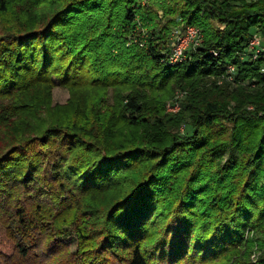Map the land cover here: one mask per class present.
Wrapping results in <instances>:
<instances>
[{"label":"trees","instance_id":"1","mask_svg":"<svg viewBox=\"0 0 264 264\" xmlns=\"http://www.w3.org/2000/svg\"><path fill=\"white\" fill-rule=\"evenodd\" d=\"M106 1L62 0L44 24L1 31L0 219L13 250L10 255L0 250V264H264V244L253 262L254 243L245 240L248 227L264 237V88L257 94L239 89L232 110L222 88L193 89L183 110L165 118L159 115L162 102L174 95L154 103L146 92L198 73L225 75L229 65L236 67L234 80L241 72L264 82V59L243 56L256 32L264 38V0H167L162 7L174 14L169 23L183 17L182 25H195L203 35L177 65L165 59L169 39L162 46L155 33L126 39L136 30L138 14L148 27L156 16L143 0H121L119 27H112L110 7L107 35L73 49L67 35L72 21L91 17ZM8 10V0H0V12ZM106 38L119 56L102 53ZM59 42L66 48H58ZM129 58L130 70L146 67L139 81L128 69H111L116 60ZM91 63L103 68V75L96 77ZM27 72L34 77L27 78ZM54 75L79 94L127 83L136 89L123 106L106 107L104 114L101 94L92 89L97 109H85L79 101L62 122L48 101ZM184 118L195 131L181 139L169 129ZM122 123L150 130L111 143ZM227 152L213 186L202 183L210 177L207 169ZM194 153H200L196 167L184 181L177 179ZM72 227L79 242L75 253L63 239Z\"/></svg>","mask_w":264,"mask_h":264},{"label":"rangeland","instance_id":"2","mask_svg":"<svg viewBox=\"0 0 264 264\" xmlns=\"http://www.w3.org/2000/svg\"><path fill=\"white\" fill-rule=\"evenodd\" d=\"M62 0H8V12L2 13L0 12V35L1 31L5 29H19L21 27L31 26V25H42L44 24L49 16L53 13L55 7L57 6L58 2ZM108 1V0H107ZM105 2L101 10L95 11L91 17H88L87 14H84L81 16V18L76 19V21H72L70 28V32L67 34L72 39V48L78 49L83 45V43L87 42L88 40L95 39L93 43L100 42L97 37L98 35H103L105 32L107 35L108 30L107 28V14L109 12L110 7H112V27H119L121 26V18H122V5L121 0H117L118 2H113V6H109L108 2ZM120 1V3H119ZM167 0H143L142 3L144 4H150L152 9L156 12V16L154 17V20L152 22V25L149 24V27L144 25V19L140 14H138V20L139 23L136 24V30L135 32H127L126 39L130 41V39L136 38L137 36L147 37L151 35L152 33H155L157 36V44L162 46L163 42L166 39H169L171 37L172 31L174 28L181 26L183 23H187L183 17H180L177 23H169V19L174 15L167 14L162 5ZM204 12V10H203ZM203 12H201V15H203ZM203 18V17H202ZM92 19V20H91ZM204 21L206 20L203 18ZM91 20V23L89 22ZM203 24V23H202ZM111 28V27H110ZM62 28H59L61 32ZM117 28H115L116 30ZM114 31V30H113ZM112 31V32H113ZM135 33V37L134 34ZM101 37V36H100ZM106 39L102 40L103 45L106 49H101L102 53H106L107 50L110 55L112 56H119L118 49L110 48L111 44L106 41ZM132 41V40H131ZM204 43H205V35H204ZM56 46L58 48H66V46L63 47V43L59 42ZM204 45V44H203ZM44 48H34L32 49V52H37L40 50H43ZM54 51V50H53ZM142 51L148 53L147 51ZM141 51V52H142ZM55 55L57 56V51H54ZM138 55H140V52H137ZM149 54V53H148ZM108 56V54H107ZM133 55L130 54V57ZM41 57V56H40ZM102 60V59H101ZM130 58L126 59V61L116 60L115 64L112 65V70L117 69L115 71H126L127 69L130 71L133 81H139L141 78V74L146 69L144 68H137L135 70H130L129 67H131ZM94 61V60H93ZM92 61V62H93ZM99 62V61H97ZM60 61H56L57 67L60 65ZM94 63V62H93ZM101 65H104V60L101 63ZM127 65V66H126ZM96 66V77L99 75H103L104 69L99 67V70H97L98 65L92 64L90 65V69H94ZM56 67V68H57ZM58 69V68H57ZM225 71H218V72H211L208 74H196L191 77L185 78L182 82H178L176 79L171 80L167 85H165L162 90L159 92H155L150 94V88L146 87V92L148 94L149 99H152L154 103H156L157 100H160V98L164 97L165 95H174L170 100H164L162 102V112L159 113L162 117L167 116H174L180 113V111L184 108L185 99L187 96L192 92V90H200V91H211L214 90L218 86L222 88V90L225 92L226 95H228V108L232 110L236 106V98L233 97L234 94L237 93L239 89H243L247 93L251 94H257L264 88V82L260 80V78L256 75L248 74L246 76H241L238 74V77L236 80H229L226 78V74L223 75ZM25 74V73H24ZM34 74L31 72L26 73L27 78H33ZM52 86L50 90L47 92L50 96L49 104L50 108H52L55 113H53L54 118L60 119L62 122H67L66 119H70L72 112L75 110V106L79 104V101H82L83 104H85L87 107H94L96 108L95 104H92V100L90 96L92 95L93 90L96 92V94L100 95V110L101 113H105L103 110L106 107H114L117 108L120 104L123 106L126 103V98L129 94H131L134 89L133 83H127V84H120V85H111L108 88H106V92L102 93L99 89H90L89 90H82V92L79 94L77 92H74L71 90L70 87L63 85L60 83V80L57 76L51 77ZM33 94L35 92V89L32 90ZM212 92V91H211ZM153 95H157V98H154ZM93 96V95H92ZM147 97V96H146ZM147 97V98H148ZM124 99V100H123ZM178 100L177 105L178 107H173L172 104ZM87 102V103H86ZM91 103V104H90ZM171 104L172 107L169 106ZM248 109H255V106L253 104H246ZM130 115V113H128ZM153 120V118H151ZM153 122V121H151ZM219 127L215 126L214 128V135L218 136V138L221 136L222 132H219ZM150 129H147L146 126H129L127 124H119V128L115 129L116 135H114L111 139V143L119 142L121 140H132L135 137H140L144 135L146 132H148ZM169 131L172 134L177 135L179 138L183 139L186 137H189L193 135L195 128L192 124V122L184 118L178 125L171 126ZM228 131H231V126L228 127ZM218 133V134H217ZM213 135V136H214ZM227 135V134H226ZM200 153H194L192 154V157L190 159L185 160V166L181 167L176 174L177 179L185 180V176L194 168L196 167V162L199 158ZM230 157V153L227 152L224 157H222L220 160L216 159V164L213 163L207 171L209 172V179L207 182L204 180L202 183H208V186L210 185V188L213 186V180L215 179V172L217 170V167L223 166L226 164L228 158ZM188 160V161H187ZM233 179H230L227 182V185L225 187H229L231 183L233 182ZM201 184V182H200ZM1 215V212H0ZM152 233H154L152 231ZM155 236V235H154ZM150 238V237H149ZM65 242L69 245V249L71 252H77L79 248V242L77 239V233L75 229L69 228L67 230V233L63 237ZM152 239V238H151ZM150 239V241H151ZM245 240L252 241L254 243L253 249H252V255L251 260L253 262H257L262 250V244H264V237L256 232V230L252 227H248L245 230ZM13 243L12 240L8 237L7 234V228L2 219H0V250L8 253L9 255L12 254ZM215 264V263H212Z\"/></svg>","mask_w":264,"mask_h":264},{"label":"built area","instance_id":"3","mask_svg":"<svg viewBox=\"0 0 264 264\" xmlns=\"http://www.w3.org/2000/svg\"><path fill=\"white\" fill-rule=\"evenodd\" d=\"M202 31L195 25H181L173 29L171 37L168 40V49L165 51V59L170 65H177L186 60L187 52L199 46L202 42ZM142 45V44H140ZM252 60L264 59V38L261 33L256 32L249 40L245 49L244 55ZM236 67L229 65L226 72V78L234 80ZM264 72V66L262 68ZM172 104L173 107H178L177 102ZM170 107L171 104H169Z\"/></svg>","mask_w":264,"mask_h":264}]
</instances>
